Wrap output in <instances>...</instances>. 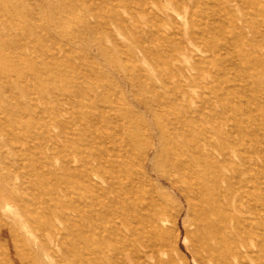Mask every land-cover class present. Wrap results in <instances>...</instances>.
Returning a JSON list of instances; mask_svg holds the SVG:
<instances>
[{"label": "bare ground", "instance_id": "bare-ground-1", "mask_svg": "<svg viewBox=\"0 0 264 264\" xmlns=\"http://www.w3.org/2000/svg\"><path fill=\"white\" fill-rule=\"evenodd\" d=\"M62 1L53 3L51 15H57L56 26L65 29L60 16L68 13L69 2L74 6L76 1L64 0V7ZM97 1L112 5L108 12L116 18L119 32L133 37L141 58L152 62L158 77L136 63V78L133 69L118 63L112 72L121 81L79 91L85 100L79 98L76 109L57 106L50 124L32 106L36 126L0 112V136L5 140L0 142V159L7 158L2 148L9 146L22 156L20 162L28 161L15 177L23 180L13 188L8 185L11 175L0 169V195L6 201L0 210V231L7 228L16 256L35 264L42 259L63 263L50 255L63 246L68 248L69 264H176L170 248L177 244L182 219L195 252L203 258L201 264H264V193H260L264 167L259 163L264 151L259 143L262 134L256 131L257 121L260 129L264 125L263 95L252 96L249 101L259 104L240 115L237 106L226 100L227 89L218 87L223 68L219 52L228 45L226 30L237 29L235 39L245 40L252 53L262 45L261 40L254 45L239 24L243 20L250 27L249 14L243 18L235 14L240 0ZM8 5L19 15L12 13L2 25L7 30L14 24L29 35V28L38 25L37 12L21 11L14 2ZM168 9L177 11L178 20ZM5 15L0 9V16ZM74 19L82 27L98 28L90 20ZM263 30L259 25L255 32L263 36ZM106 31L114 39L115 34ZM8 36L16 47H23L17 33L10 30ZM47 36L55 47L37 37L49 61H40L33 73L64 63L79 72L72 55L60 56L62 48ZM229 54L235 60V52ZM241 55L251 60L250 52ZM259 56L264 61V55ZM14 57L28 60L23 54ZM4 64L10 67L4 71L0 66L2 78L18 79L23 69L11 60ZM198 89L215 98L210 111L197 105ZM17 102L10 96L8 105L14 110ZM35 127L48 139L46 149L21 135ZM52 128L58 133H51ZM66 136L60 149L57 140ZM21 142H26L25 148ZM33 150L41 162H36ZM46 176L49 184L38 187ZM0 249L8 257L6 264H16L7 244L0 242Z\"/></svg>", "mask_w": 264, "mask_h": 264}, {"label": "rangeland", "instance_id": "rangeland-1", "mask_svg": "<svg viewBox=\"0 0 264 264\" xmlns=\"http://www.w3.org/2000/svg\"><path fill=\"white\" fill-rule=\"evenodd\" d=\"M75 1L76 3H74L75 5L73 6V4L68 0V13L60 16V19L58 18L62 23L61 25L65 26V29H62L60 26L58 28L55 24V20H57L58 16L51 15L53 3L58 5V0H4L2 4L0 3V9L6 12L5 16H0V66L4 65V71H7L10 67V64H4V60L7 59L14 62V65H18L23 69V71L19 73L18 79L14 77H11V79H6L2 78L0 75V112L3 111L2 114L4 116H10L12 114L21 123L33 124L36 126L35 123L38 120V116L30 113L31 110L29 107L32 106L33 108L40 110L39 114L41 116L44 113L42 116V121L50 124L49 122L52 119L51 115L57 110V106L76 109L77 107L75 105L79 98L85 100L84 95L79 96V91L87 90L88 86H93L95 84L99 85L102 82L113 83L121 81V77L119 75L113 74L114 71L112 72V69L116 67L118 63L125 64L131 68V70L133 69L132 76L136 78L138 76L134 69V65L136 63H139L140 66L145 69L147 74L151 73L158 77V74L151 68L152 62H150V60L144 61L141 58L140 48L135 42H133V37L128 33L119 32L116 24V18H112L111 13L108 12V10L111 8L110 6L112 5H109L107 2H99L97 0ZM251 1L253 2L255 0H240L239 3H242L240 11L235 12V14L239 15L241 18L249 14L248 22L250 23L248 24L250 27L246 26V24H244L246 22L243 20H240L239 24L244 29L247 38L254 41V45H256V43L259 44L260 40L262 41V45L257 46L259 51L252 53L250 46L246 44L245 40L235 39V37H237V29H228L225 31L228 45L223 47V49L219 52L221 61H223V68L222 74L218 81V87H222L225 90L227 89L226 93H224V96L226 100L228 99V101L237 106V110L239 111L240 115L243 113H248L251 108L259 104V101H256L255 103L249 101L252 99V96L256 97L261 94L263 95L264 101V87L262 90L260 86L259 88L257 87L258 85L264 86V61H261V57L259 56L261 54L264 55V47H262L264 46V38H262L264 37V30L263 36L260 32H255L256 27L259 25L264 27V23H262V20L264 19V8H262L264 0H256L255 4H252ZM257 1L260 4L257 3ZM11 2L18 3L21 7V11H36L38 15L37 24L42 25V28H40V30L38 29L39 31H37L33 28H36L38 25L34 24L29 28V35L26 33L24 28L22 29V27H18L14 24H11L12 27L6 30L5 26L2 25V20H4L7 16L10 17L12 13L19 15L17 13L18 9H14L13 11L9 10L10 6L8 4ZM64 2V0L61 2L62 7H64ZM148 4H152V1L150 0ZM257 7L261 8V13ZM168 11L169 14L178 20L179 15L177 11H174L173 9H168ZM74 18L78 19L77 22H79V20L83 21L84 19L90 20L91 22L97 23L98 28L94 30L90 26L82 27L83 25H78L75 23ZM124 18L127 19H125L126 23H131L130 16L127 13L124 14ZM51 21L54 22L51 24ZM252 23L256 26L254 29H252ZM107 29L115 34L114 39L110 38L108 32L106 31ZM10 30L11 32L13 31L14 33H17L19 38L22 39V41H20L23 43L22 48L16 47L14 45L15 40L8 36ZM63 30L68 31V34L62 35L61 31ZM47 34H50L53 37L52 41L54 42L56 40L58 43L57 45L60 46L59 48H62L61 51L58 50V54H60V56L66 54L70 56L72 55L71 60L73 63L79 66V72H77V70L75 71L70 69L69 65L64 63L63 65L59 66L55 64L52 66V71L48 70L43 72L40 71L39 73H33L32 69L35 67V65H40V61H46L47 63L49 61V57L42 50L43 47L40 46V43H36L38 42L37 37L44 39L45 45L51 46L52 48L55 47L51 41L47 40ZM28 37H31V39L29 40ZM198 46L200 45L198 44ZM230 51L235 52L237 55L235 60L232 58V56H230ZM243 51L251 53L250 61H245L243 59L241 55ZM76 52H78L81 56L75 57L74 54H76ZM226 53L227 56H225ZM19 54H23L28 60H26L24 57V59L20 60L14 57ZM12 56L13 58H11ZM64 84H66V86H63ZM202 91V89H198L199 94L197 95V105L199 107H203L205 112H207L210 111L209 106L211 101H215V98L209 94L202 93ZM10 96L16 97L18 101L14 110L8 105ZM45 107L48 108L49 113H45ZM23 108H25L26 111H24ZM204 124L209 125L206 120L204 121ZM257 124L258 127H256V131L261 132V137L263 138L264 125L260 129L261 124L258 123V121ZM33 131L34 132L27 131L26 133L22 130L21 135L23 136V139H29L31 145H34L41 150L46 149L48 139H46L45 134L41 132L42 130L40 127L33 128ZM51 133L57 134L58 129L52 128ZM243 134L240 136H243ZM236 137L239 136L236 135ZM262 138L259 139V143L260 147L263 148L264 151V142ZM66 139H68L67 136L64 139L58 138L57 146L60 149L63 148L62 144ZM31 140H33V142H31ZM3 141H5L4 138L0 136V142ZM24 143L26 142H21L19 145L25 148L23 145ZM2 149L4 152H7L8 156L5 160L0 159V169L11 175V180L9 181L8 185L13 188V186L15 187L19 185L23 180L15 179V177L20 171H22V169L27 168L28 161L20 162V158L22 156H18L19 153L13 150L11 152L9 146H4ZM89 149V147L86 148V150ZM36 152L38 151L33 150L32 154H34L36 162H41L42 158L35 156L39 155ZM63 152H65V150H63ZM19 163H22L24 168L21 167ZM259 163H261L263 168L264 161L260 159ZM59 164L60 160L58 159L56 167L59 166ZM29 176L32 177L31 175H28L26 178ZM260 179L262 181L260 193H264V169L260 172ZM47 180V176L44 177V182L38 184V187L40 185L47 186L49 184ZM16 190L17 187L15 188V191ZM5 203L6 201L0 195L1 211H3ZM240 215L243 216L241 213ZM246 215L248 216L247 213ZM7 218L8 217H6V219ZM179 224L181 233L177 238V244L174 246L176 250L174 247L170 248L176 264H184V262L185 264H201L203 258L198 256V254L195 252L196 250L193 246L194 243H192L186 228L183 227L182 219L179 220ZM232 231L233 229L230 228V233ZM0 242L7 244L9 248V257L14 261V263L35 264L30 261H22L18 256H16V250L13 248L12 244L13 240L10 237V233H8L7 228H3L0 231ZM63 247L64 250H61V252L58 253L57 251H50V255L52 258L54 257V259H61L63 261L61 264H69L68 261L70 256L68 254V248L65 246ZM0 252H3V250L0 249ZM61 253L62 255L59 256ZM0 255V264H6L8 262V257H4V255L1 253ZM64 258L65 260H63ZM39 263L55 264L53 262H49L46 259L40 260Z\"/></svg>", "mask_w": 264, "mask_h": 264}]
</instances>
